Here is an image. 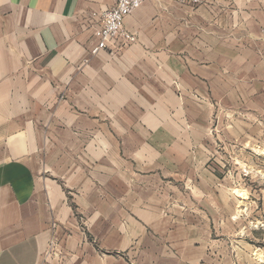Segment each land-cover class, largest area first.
Segmentation results:
<instances>
[{"label": "crops", "instance_id": "crops-1", "mask_svg": "<svg viewBox=\"0 0 264 264\" xmlns=\"http://www.w3.org/2000/svg\"><path fill=\"white\" fill-rule=\"evenodd\" d=\"M111 4L0 0V264L222 256L178 195L207 160L194 118L264 61V0H146L135 43L94 53L90 13Z\"/></svg>", "mask_w": 264, "mask_h": 264}, {"label": "rangeland", "instance_id": "rangeland-1", "mask_svg": "<svg viewBox=\"0 0 264 264\" xmlns=\"http://www.w3.org/2000/svg\"><path fill=\"white\" fill-rule=\"evenodd\" d=\"M237 68L233 96L208 99L213 108L207 120L201 115L193 120L200 130L206 125L207 144L193 147V152L207 155V160L200 178L192 179L198 187H184L178 201L195 205L201 232L207 223L215 240L209 247L222 253L214 264H264V61ZM198 104L205 106L201 100ZM191 132L187 129L185 135ZM202 132L196 130L197 136L203 138Z\"/></svg>", "mask_w": 264, "mask_h": 264}, {"label": "built area", "instance_id": "built-area-1", "mask_svg": "<svg viewBox=\"0 0 264 264\" xmlns=\"http://www.w3.org/2000/svg\"><path fill=\"white\" fill-rule=\"evenodd\" d=\"M146 0H112L109 7L92 11L90 17L97 42L92 51L108 49L117 53L136 41V35L125 27V19ZM188 6H207L212 0H176Z\"/></svg>", "mask_w": 264, "mask_h": 264}, {"label": "bare ground", "instance_id": "bare-ground-1", "mask_svg": "<svg viewBox=\"0 0 264 264\" xmlns=\"http://www.w3.org/2000/svg\"><path fill=\"white\" fill-rule=\"evenodd\" d=\"M257 258L260 260L262 259V256L261 255H258ZM258 261V260H257ZM261 261V260H260Z\"/></svg>", "mask_w": 264, "mask_h": 264}]
</instances>
